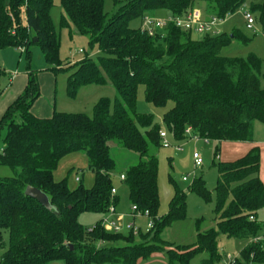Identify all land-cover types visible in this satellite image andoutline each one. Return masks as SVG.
Listing matches in <instances>:
<instances>
[{
	"label": "trees",
	"instance_id": "16d2710c",
	"mask_svg": "<svg viewBox=\"0 0 264 264\" xmlns=\"http://www.w3.org/2000/svg\"><path fill=\"white\" fill-rule=\"evenodd\" d=\"M104 2L60 0L64 12L60 24H72L98 50L96 60L85 58L75 65L68 78V96L74 98L81 87L103 85L106 74L118 94L114 104L100 100L92 117L54 112L50 118H37L31 109L40 98V88L28 67L23 93L0 120V130L6 129L0 167L12 172L11 177H0L1 264H50L55 260L65 264H138L159 253L167 255L169 264H189L201 254L208 256L203 264H214L220 260L219 235L247 242L234 264H264V240L254 242L257 237L264 238V220H259V213L264 212L260 150L253 148L233 163H218L216 229L198 232L193 245L164 250L160 246L166 243L160 237L162 231L186 219V193L176 190L168 214L157 217L156 153L163 147L162 130L152 116L136 111L138 90L143 87L145 100L154 107L173 104L163 124L177 141L185 139L191 127L192 136L200 140L252 143L254 123L264 124L262 61L253 54L245 59L221 54L233 40L248 42L237 33L206 34L194 40L192 32L174 25L158 30L153 37L141 28L129 27L131 21H143L161 11L183 16L200 3L204 4V18L223 21L244 0H128L111 17L104 12ZM52 8L53 0H0V52L23 49L29 66V49L39 45L48 68L52 72L62 69ZM249 9L264 24V0ZM7 77L0 64V97ZM114 150L134 158L120 174L125 176L121 182L128 187L131 205L149 212L153 220L151 230L141 231L137 241L131 232L128 237L106 232L101 221L91 230L79 222L83 213L106 215L110 206L118 203L111 194L117 167ZM76 152L87 157L94 175L90 188L80 184L70 189L67 180H54L61 159ZM28 187L44 193L51 208L28 197ZM191 190L210 200L201 179Z\"/></svg>",
	"mask_w": 264,
	"mask_h": 264
},
{
	"label": "rangeland",
	"instance_id": "374dc122",
	"mask_svg": "<svg viewBox=\"0 0 264 264\" xmlns=\"http://www.w3.org/2000/svg\"><path fill=\"white\" fill-rule=\"evenodd\" d=\"M127 1L116 0L115 2L114 0H105L104 12L111 17ZM262 1L244 0L243 5L249 8L250 5L259 4ZM196 9L203 11L204 4L200 3ZM161 12H157L154 16H159ZM252 14L256 18V30L261 32L264 24L259 21L256 13ZM62 16H64V12L60 0H53L50 17L60 41L59 58L62 69L52 72L48 68L39 45L31 46L29 49V66L25 53L22 55L16 48H10L5 50L8 58V66L5 65L4 68L7 70L8 77L4 79V83L6 86L10 80L8 78L15 75V87H18V82L21 78L25 80L26 72L28 71V67H30L36 76L40 88V97L43 96V99H45L46 95H50L47 94L50 87L53 90L52 95H57V112L85 114L92 117L95 104L102 99H107L113 105L118 94L109 81V78L104 74L106 82L103 85L92 84L81 87L74 98L68 96V78L75 71V65L85 58L96 60L98 50L89 43V40L85 36L80 35L72 24L62 27L60 24ZM22 20L25 23L24 16ZM129 27L133 29L141 28L142 20L136 19L131 21ZM215 31L230 36L233 33H237L248 41L245 44L239 39L233 40L229 46L222 50L221 54L226 57L242 59L247 58L250 54L257 56L262 61L261 87L264 89V35L260 33L254 34L246 28L243 13L239 9L230 17L220 21L215 27L214 33H212L213 35L216 34ZM192 38L198 40L201 36L192 34ZM80 50L83 53H79ZM172 106V103H168L165 108L154 107L145 100L144 88H139L137 94V113L152 116L154 123L161 127L162 132L166 133L167 142L170 145L168 148H160L156 153L158 160L157 183L159 192L157 217L163 218L168 214L169 206L176 190L186 193V219L174 222L170 227L165 228L160 235L161 239L166 242L161 243L160 246L164 250L176 251L177 246L195 244L197 242L198 232L204 233L210 229H216L215 188L218 180V163H233L247 155L253 148H258L260 150V177L264 184V124L259 121L254 123L252 143L206 141L192 139L189 136H186L181 141H177L174 135L167 131L163 124V117ZM5 136L6 129L3 128L0 130V151L2 145H4L3 140ZM178 147L181 148L180 151L177 150ZM195 153L202 160L200 167H195L193 159ZM112 154L117 163L115 176L113 177L114 189L116 190L115 197L118 201L115 206L117 216L114 220L117 221L118 225H122V236L128 237L130 231L127 229V225L133 223L134 220L129 217L132 209L129 190L120 181V174L134 162V158L130 154L120 150H114ZM11 176L12 172L10 169L0 167V177ZM63 179L67 180L70 189H75L80 184H83L87 188L93 185L94 175L89 171L88 160L84 152H76L61 159L54 172V180L59 182ZM77 179L80 181L77 182ZM199 179L206 186L210 196L209 201H206L197 192L191 190L193 184ZM121 217L124 218L119 221ZM104 219L105 215L88 212L80 215L79 222L84 229L91 230L99 221ZM259 220H264V212L259 213ZM135 223L145 232L149 220L138 218ZM134 237L136 241L139 240V234L134 235ZM7 240L8 238L5 236L6 243ZM246 244L247 242L244 240L228 239L224 235H219L218 252L220 260L214 264H229V257L240 258V253ZM207 257L206 254L198 255L189 264H203V260L207 259ZM50 264H65V262L63 260H55ZM138 264H169V259L166 254L159 253L151 256L149 259L139 261Z\"/></svg>",
	"mask_w": 264,
	"mask_h": 264
},
{
	"label": "built area",
	"instance_id": "2783aa9c",
	"mask_svg": "<svg viewBox=\"0 0 264 264\" xmlns=\"http://www.w3.org/2000/svg\"><path fill=\"white\" fill-rule=\"evenodd\" d=\"M246 6L242 5L239 10L243 13V17L245 19L246 28L250 31H252L254 34H261L264 35V27L261 32L256 30V18L253 16L252 12L249 8L246 10ZM221 20L216 17H210L208 19L204 18L202 12L200 10L194 9L188 13H186L183 16H167L165 18H159L156 16H146L143 18L142 21V31H145L149 34V36H156V33L158 30H165L168 28L169 25H174L175 27L187 31L192 32L193 34H196L198 36H203L206 34H212L214 33L215 27L219 24ZM216 32V31H215ZM218 33V32H216ZM21 52H24L23 49H21ZM81 53V51H79ZM185 134L189 136L192 139H198L194 136H192V128L188 127ZM160 138L162 141V146L165 148H168L170 145L167 142V136L165 132H160ZM178 151L181 150L180 147L177 148ZM195 167H200L202 165V160L200 156L195 153L193 155ZM125 179L124 175H120V181H123ZM77 182L79 179L76 180ZM186 181V179H184ZM112 196L116 195V190L112 189L111 192ZM117 216L116 214V208L114 205L110 206L108 209L107 214L105 215V219L101 221L102 228L109 233L113 234H121L123 231L122 225H118L117 221L114 220V218ZM129 217L134 220L133 223L127 225V229L133 233L134 235L139 234L142 229L140 226H138L135 221L138 218H144L148 219L149 223L145 229V232H149L151 228L153 227V220L151 219L149 212H140L136 206H132L131 213L129 214ZM124 217L119 218V221L123 220ZM251 221H254V218L251 217ZM264 240L263 237H257L254 239V242H258ZM103 243L100 242L99 245H102ZM1 264V262H0ZM229 264H234V258L229 257Z\"/></svg>",
	"mask_w": 264,
	"mask_h": 264
},
{
	"label": "crops",
	"instance_id": "0c3cea01",
	"mask_svg": "<svg viewBox=\"0 0 264 264\" xmlns=\"http://www.w3.org/2000/svg\"><path fill=\"white\" fill-rule=\"evenodd\" d=\"M167 16H169L168 13L161 12L159 14V16H156V17L165 18ZM8 49H10V48H8ZM8 49H5V50H8ZM5 50L0 52V56L2 54V56L0 57V59H1L0 64L3 68L5 67V65L8 66V58H7V53ZM5 71L7 72L6 69H5ZM27 73L28 72H26L25 80L23 78H21L20 81L18 82V87H15V78H16L15 75L8 78L10 80L8 81V84L6 86L4 83L5 80L3 81V93L0 97V120L4 116L7 108L23 93V91L27 85ZM52 91L53 90L50 87V89L47 93V94H50V95H48L49 97L46 95V98L44 97L45 99H43V96H41L33 104L32 109H31V113L35 117L40 118V119H47V118H50L54 112L58 111L57 107H56L57 95L56 94L52 95ZM3 148H4V145H2L0 153L2 152ZM260 179H261V177H260Z\"/></svg>",
	"mask_w": 264,
	"mask_h": 264
},
{
	"label": "water",
	"instance_id": "95a60500",
	"mask_svg": "<svg viewBox=\"0 0 264 264\" xmlns=\"http://www.w3.org/2000/svg\"><path fill=\"white\" fill-rule=\"evenodd\" d=\"M25 193L28 197L38 201L45 208L47 209L51 208L48 197L44 193H42L40 190L33 188V187H28Z\"/></svg>",
	"mask_w": 264,
	"mask_h": 264
}]
</instances>
